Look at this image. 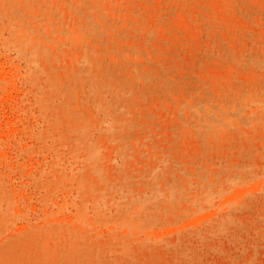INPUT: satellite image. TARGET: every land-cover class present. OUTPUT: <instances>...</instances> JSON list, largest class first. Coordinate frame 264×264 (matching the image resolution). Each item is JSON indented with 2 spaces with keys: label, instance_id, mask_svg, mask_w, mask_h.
Segmentation results:
<instances>
[{
  "label": "rangeland",
  "instance_id": "374dc122",
  "mask_svg": "<svg viewBox=\"0 0 264 264\" xmlns=\"http://www.w3.org/2000/svg\"><path fill=\"white\" fill-rule=\"evenodd\" d=\"M0 264H264V0H0Z\"/></svg>",
  "mask_w": 264,
  "mask_h": 264
}]
</instances>
